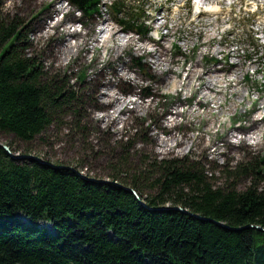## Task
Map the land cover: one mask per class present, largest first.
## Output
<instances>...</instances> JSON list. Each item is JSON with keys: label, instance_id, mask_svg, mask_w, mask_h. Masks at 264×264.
<instances>
[{"label": "trees", "instance_id": "1", "mask_svg": "<svg viewBox=\"0 0 264 264\" xmlns=\"http://www.w3.org/2000/svg\"><path fill=\"white\" fill-rule=\"evenodd\" d=\"M32 1L33 7L45 2ZM70 1L90 18L99 12L102 0ZM53 3V10L35 27L38 39L53 42L51 51L57 62L60 63L62 48L70 38L86 49L80 53L83 56L78 55L81 61L73 60L77 65H83L89 54L100 51L96 46L110 43L100 41L101 29L92 43L89 31L61 30L64 21L55 22L54 16L65 12L66 7L59 8L56 1ZM111 9L118 18L126 6L120 2ZM141 18L142 14L132 13L117 22L127 31L146 36L148 30L140 22ZM77 20L72 19V23ZM49 30L51 36L47 40L41 38ZM20 38L14 23L0 21V133L28 143L60 119L74 95L65 86L46 79L36 59L25 54ZM133 42L128 38L125 43L116 42L119 44L107 50L115 56L110 61V70H101L96 78L101 79L102 87L119 91L120 81L131 82L138 88L142 86V82L135 81L137 73L129 76L131 64L122 60V54ZM160 47L167 56L168 50ZM136 52L140 57H153L146 52L144 44ZM120 64L128 68V73L117 71ZM148 65L151 70L154 68L151 63ZM193 68L201 70V78L215 70L205 67L204 57ZM154 69L161 79L160 87L164 88L172 70ZM108 75L115 77V81L110 79L109 83ZM100 96V91H96L93 100L105 108L100 104ZM111 98L114 111L116 104L126 99L117 98L116 94ZM188 102L189 99L182 101L179 108ZM137 103L145 105L148 113L154 110V102H145L139 94L128 103L133 108L126 106L124 113L136 114ZM184 118L187 112L177 110L171 113L170 119L181 122ZM93 120L100 129L104 119ZM115 120V124L124 122L120 118ZM169 121H157L155 130L171 136ZM259 124L264 125V120L252 123L250 129H256ZM230 130L233 128L223 127L221 133L213 134L215 139L222 135V140L219 143L212 140L210 147L216 151H232L247 145L244 139L231 141ZM234 131L241 135L247 133L244 126ZM145 132L150 136L151 129ZM158 138L159 134L155 139L151 137L154 147H160ZM139 175L129 179L130 183L118 176L112 178V183L95 182L68 168H52L29 159L14 161L0 148V264H264V232L252 228L264 229V165L261 162L228 168L220 186L199 163L189 159L153 161ZM120 180L121 185H117ZM245 180L249 186L239 191L238 183ZM129 188L141 195L140 200ZM145 189L153 191L146 199L142 196ZM18 215L34 224H51L57 236L48 230L18 224Z\"/></svg>", "mask_w": 264, "mask_h": 264}, {"label": "rangeland", "instance_id": "2", "mask_svg": "<svg viewBox=\"0 0 264 264\" xmlns=\"http://www.w3.org/2000/svg\"><path fill=\"white\" fill-rule=\"evenodd\" d=\"M54 1L56 7H66L65 12L54 16L55 22L64 21L61 30L89 31L92 43L101 29L100 41L110 42L97 44L100 51L89 54L83 65L73 62L81 61L78 55L86 51L82 43L74 38L67 40L59 63L51 51L53 42L40 40L36 35V24L53 10ZM120 2L127 6L123 11L124 19L131 14V8H141L153 36L160 28V41L151 43L152 35L145 39L125 34L110 9L113 3ZM32 4V0H0V21L14 23L21 33L20 43L25 54L36 59L46 79L65 86L74 99L67 104L60 119L31 142L0 133V145L8 147L13 156L68 168L87 180L101 183H112L115 176L130 183L129 179L142 173L147 164L162 160L189 159L199 163L218 186L224 183L228 168L253 161L264 165V125L250 129L252 123L264 120V0L257 3L253 0H208L215 10L219 6L220 12L201 18L197 17L193 0L187 5L186 0H172L171 3L165 0H105L99 12L90 18L78 11L70 0H45L37 7ZM162 15L165 19L160 17ZM75 18L78 20L72 23ZM50 36V30L41 34L46 40ZM128 38L134 42L122 54V60L131 64L129 76L137 73L135 81L142 82V86L138 88L131 82L120 81L119 91L114 87H102L101 79L96 78L101 70H110V61L115 56L107 50L119 44L116 42L125 43ZM143 44L146 52L153 54L151 59L146 55L140 57L136 52ZM160 46L168 50L167 56ZM203 57L205 67L215 70L201 78V70L193 65ZM147 63L158 71L172 70L164 88L160 87L161 79L153 72L155 69L151 70ZM127 69L123 64L117 66L122 74H126ZM106 79L109 83L110 79L115 81L111 75ZM96 91H100V104L105 108L93 100ZM114 94L117 98H126L116 104L115 111L111 98ZM139 94L145 102H154V110L148 113L145 105L137 103L136 114H125L124 108L132 109L128 103ZM186 99H189L188 104L179 108ZM177 110L187 112V118L181 122L170 119L171 113ZM95 117L104 119L100 129L93 120ZM118 118L124 122L115 124ZM163 119L164 122L170 120L168 134L172 133L171 136L155 130L157 121L163 122ZM239 126L246 127L247 133H236L234 129ZM223 127L233 128L229 132L231 141L244 139L247 145L232 151H216L215 147H210L212 140L221 142L222 135L215 139L213 134L221 133ZM147 128L151 129L150 136L145 132ZM158 134L160 147H154L151 137L155 139ZM116 184L121 185V180ZM248 186L249 181H240L238 190L244 191ZM151 193L153 191L145 189L142 196L146 199ZM41 226L52 231L47 224Z\"/></svg>", "mask_w": 264, "mask_h": 264}, {"label": "water", "instance_id": "3", "mask_svg": "<svg viewBox=\"0 0 264 264\" xmlns=\"http://www.w3.org/2000/svg\"><path fill=\"white\" fill-rule=\"evenodd\" d=\"M0 148L5 149L14 161H17V162H18V161H21L22 159H29V160L36 161V162H38V163L41 164V165H49V164H47V163H43V162H41V161L34 160L33 158H30V157H28V158H27V157H15V156H13L12 152H10V150H9L8 147H3V146L0 145ZM49 166H51L52 168H56L55 166H52V165H49ZM61 169H63V168H61ZM128 191L132 192V193H133L134 195H136V197L138 198V193H136L134 190H130V189H128ZM144 207L147 208V209H149V208L146 207V206H144ZM149 210H151V209H149ZM163 210H168V209H163ZM174 210L188 214V212L184 211V210L181 209V208H176V209H174ZM200 218H201V217H200ZM219 225H221V226L224 227V225H222V224H219ZM252 228L264 232V229H262V228H260V227H252Z\"/></svg>", "mask_w": 264, "mask_h": 264}, {"label": "bare ground", "instance_id": "4", "mask_svg": "<svg viewBox=\"0 0 264 264\" xmlns=\"http://www.w3.org/2000/svg\"><path fill=\"white\" fill-rule=\"evenodd\" d=\"M215 9H216V8H215V7H213V8L211 9V12H213ZM217 9H218V7H217Z\"/></svg>", "mask_w": 264, "mask_h": 264}]
</instances>
